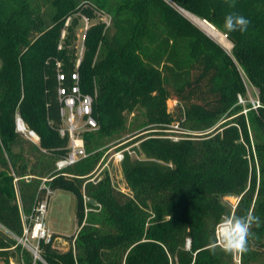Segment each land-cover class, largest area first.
Listing matches in <instances>:
<instances>
[{"label": "trees", "instance_id": "16d2710c", "mask_svg": "<svg viewBox=\"0 0 264 264\" xmlns=\"http://www.w3.org/2000/svg\"><path fill=\"white\" fill-rule=\"evenodd\" d=\"M170 1L225 33L232 55L167 0H48L38 45L25 47L39 17L28 0H0V224L8 231L0 229V264H33L11 234L22 235L20 209L30 213L44 195L41 177L51 175L53 189L75 195L80 229L65 251L40 242L46 264H236L209 244L222 216L249 211L259 222L238 259L264 264V0ZM92 4L110 22L89 24L79 52L75 27L81 13L93 17ZM230 13L250 21L247 32L223 30ZM235 60L258 90L259 105L248 104L246 114ZM75 70L81 92L93 96L98 127L83 133L89 154L65 169L72 175L56 174L55 158L67 144L57 131V88L71 86ZM16 111L38 131L45 151L15 131ZM132 112L143 114L139 125L157 129L134 138L142 157L125 153L128 195L108 177L94 183L85 175L108 142L137 127L128 123ZM174 121L191 132L166 136ZM83 189L99 203L88 202L94 210L86 217ZM227 195L236 202H224Z\"/></svg>", "mask_w": 264, "mask_h": 264}, {"label": "built area", "instance_id": "2783aa9c", "mask_svg": "<svg viewBox=\"0 0 264 264\" xmlns=\"http://www.w3.org/2000/svg\"><path fill=\"white\" fill-rule=\"evenodd\" d=\"M63 35L64 33L62 34V36ZM57 75L59 79L63 77V75L59 72L57 73ZM71 78L73 79V84L71 86L64 87L62 85H59L57 88L60 100V124L57 126V131L61 136L67 137V144L65 146V152L55 158L54 170L56 174L63 175H72V173L67 172L65 169L89 154L85 147L83 133L85 131L94 130L98 127V122L93 114L92 108L93 96L90 93L81 92L80 87L78 85V75L76 70L71 73ZM243 101L244 100L241 94L239 93L238 102L241 103ZM250 103L251 107L256 108L259 105V99H250ZM246 110L244 109V112ZM14 125L15 131L19 133L24 139L34 145H37L40 149L45 151V149L40 146V134L36 129L27 124V122L19 113V111H16L14 114ZM175 127L178 126L176 125ZM179 130L185 133L191 132L188 129H177V131ZM166 136L170 137L173 140H177L182 137L181 135L177 134L172 136ZM122 144L123 142L117 143L111 148L112 150L110 149L111 152L108 156L106 165H108V162H111L114 168V172H112L111 169L109 170L108 179L113 188L128 195H131L132 191L128 183L126 182V179L123 174L122 161L126 152L130 155L132 154L131 150L127 146ZM101 170L102 168H94L92 171L87 173L85 175L87 176L86 181L89 180L94 183L98 182L102 178ZM90 174H92L91 177L89 176ZM27 176L28 175H24V177ZM53 176L54 175L41 177L39 189L44 190V195L41 199H37L35 201V203L31 207L30 213L26 214L20 209V217L23 225L22 235L16 236L11 234V236L16 240L17 244H20L21 247L25 248L27 251L30 252L33 257V264H35L36 260H39L42 263L46 264L40 255L41 241L44 243L53 244L55 240L60 239L59 237H53L45 222L48 201L54 191V189L50 186V183L48 182L53 178ZM16 179L17 177H14V180ZM89 200L90 197L84 192L83 189L85 217L89 211L94 210L93 207L89 206ZM93 205H99V203L96 201ZM79 229L80 227H77L76 234ZM76 234L74 235V237L76 236ZM71 243L72 246H74V238ZM189 244V239H186V248H189Z\"/></svg>", "mask_w": 264, "mask_h": 264}, {"label": "rangeland", "instance_id": "374dc122", "mask_svg": "<svg viewBox=\"0 0 264 264\" xmlns=\"http://www.w3.org/2000/svg\"><path fill=\"white\" fill-rule=\"evenodd\" d=\"M167 1L171 2L170 0H167ZM28 2H29V5L31 6V8L36 12V15L39 18L36 19L34 30L28 35L29 41L27 42V45H24L25 47H29L33 44L36 46L38 45L37 39H38V36L41 34V31H40L41 28L40 27H41V23L43 21L42 17L45 20H47V12H48L47 10L50 9V7H51L48 0H28ZM171 3H173V2H171ZM91 7L93 9V14H94L93 17L89 18V17H87L81 13L78 17V23L75 27V35H76L75 47L77 48V50L79 52H81V50H82V42H83L84 33L86 30V27L89 26V24H91L93 22H97V21H101V22L104 21L107 24L110 22V14L107 13L104 9L99 8L93 4L91 5ZM176 8L178 9L177 6H176ZM63 33H65L64 30H62V34ZM220 33L222 35L225 34L221 31H220ZM225 37L227 39V36H225ZM16 40L17 41L21 40V37L18 36ZM230 43L232 45V42H230ZM227 52L232 55V46H231L230 51H227ZM0 64H1V61H0ZM236 64L240 70V73H241L242 78H243V82H244L245 87H246V93L241 94L244 101L241 102L242 109L240 110V112H243L244 114H246V111H247L246 109L248 108V104H251L250 99H253V98L258 99V90L249 81V79L247 78V76H246L243 68L241 67V65L237 61H236ZM175 104H176L175 100H173L171 98L167 99L168 110H173L175 107ZM244 109L246 110L245 112H244ZM143 119H144V117H143L142 113H137L136 115L133 112L129 113L128 114V123L132 121V122H134V124H137V127L130 132L124 133L120 138H118V139H121V141H119L118 143L123 142L122 145L127 146L131 150V154L134 157H142L143 156L137 148L138 140H134V138L138 135H143V134H146L147 132H151V131L157 129V128L152 127V126H155L152 124H147L146 126L145 125H139ZM221 121H219L217 124H219ZM176 123L177 122L174 121L170 125L171 128L164 129V132L167 133V135H171V136L176 135V134L177 135L182 134V133H179L177 131V129L181 128L180 124L178 123L179 126L175 127ZM132 132H136V133H134V135H131ZM131 139L134 141H130L131 143H126L127 141H129ZM114 141L115 140L108 142L106 144V147L105 146L103 147L102 155L94 166V168H97V169L102 168V170H101L102 177H108L110 169L112 170V172H114V168H113L111 162H108L107 163L108 165H106L108 156L112 150L111 148L115 145ZM122 145H120V146H122ZM14 149L18 150V147H14ZM89 176L91 177L92 174H90ZM222 200L226 203L229 202V203L234 204L236 202V197L227 195V196H224L222 198ZM45 222H46V225L50 226L54 232L60 234V236H59L60 239L55 240L53 242V244H52L53 247H55L56 249H58L60 251L67 250L68 247L70 246V237L76 234L77 227H78L77 223H76V197L71 191L66 190V189H60V188L54 189V191H53V193H52V195L48 201L47 211H46V215H45ZM0 229H2L8 233V231L1 224H0ZM52 235H55V234H52ZM238 261H239L238 255H236L235 256V263L240 264V261L239 262ZM10 263L11 264H17V259L16 258L11 259Z\"/></svg>", "mask_w": 264, "mask_h": 264}, {"label": "clouds", "instance_id": "9594fccd", "mask_svg": "<svg viewBox=\"0 0 264 264\" xmlns=\"http://www.w3.org/2000/svg\"><path fill=\"white\" fill-rule=\"evenodd\" d=\"M227 2V0H226ZM229 4V7H234ZM250 21L243 15L230 13L224 18L223 30L227 33H245ZM259 217L251 211L244 215L227 214L221 217L214 227L213 238L209 244V250L215 254L217 247L225 254L233 256L243 255L248 252V241L252 235L253 224H258Z\"/></svg>", "mask_w": 264, "mask_h": 264}, {"label": "bare ground", "instance_id": "6f19581e", "mask_svg": "<svg viewBox=\"0 0 264 264\" xmlns=\"http://www.w3.org/2000/svg\"><path fill=\"white\" fill-rule=\"evenodd\" d=\"M179 11L186 16L189 20L195 23L198 27H200L203 31H205L209 36L217 40L227 51L231 49V43L226 39L224 35H222L212 24L205 21V19H201L200 17L192 14L185 9L178 8Z\"/></svg>", "mask_w": 264, "mask_h": 264}, {"label": "crops", "instance_id": "0c3cea01", "mask_svg": "<svg viewBox=\"0 0 264 264\" xmlns=\"http://www.w3.org/2000/svg\"><path fill=\"white\" fill-rule=\"evenodd\" d=\"M47 227L49 228V230H50V232H51L52 234L58 235V237L60 236V234L54 232L50 226H47ZM59 238H60V237H59Z\"/></svg>", "mask_w": 264, "mask_h": 264}, {"label": "water", "instance_id": "95a60500", "mask_svg": "<svg viewBox=\"0 0 264 264\" xmlns=\"http://www.w3.org/2000/svg\"><path fill=\"white\" fill-rule=\"evenodd\" d=\"M204 19H205V18H204ZM224 36H226V34H224ZM89 202L92 203V204H95L96 201H95V199L90 198Z\"/></svg>", "mask_w": 264, "mask_h": 264}]
</instances>
